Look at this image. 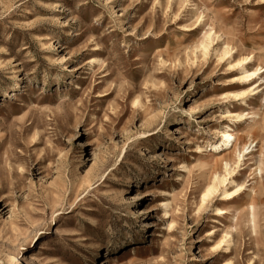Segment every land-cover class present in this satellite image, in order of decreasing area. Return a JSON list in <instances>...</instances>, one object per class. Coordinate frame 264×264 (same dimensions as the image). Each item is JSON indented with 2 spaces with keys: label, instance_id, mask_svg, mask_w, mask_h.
<instances>
[{
  "label": "rangeland",
  "instance_id": "rangeland-1",
  "mask_svg": "<svg viewBox=\"0 0 264 264\" xmlns=\"http://www.w3.org/2000/svg\"><path fill=\"white\" fill-rule=\"evenodd\" d=\"M258 1L0 0V264H264V225L253 241L216 215L220 192L199 207L217 131L262 123L264 72L225 102L239 72L223 45L195 56L207 26L191 30L217 14L247 53L264 47ZM259 139L234 170L245 190ZM227 228L237 252L212 251Z\"/></svg>",
  "mask_w": 264,
  "mask_h": 264
},
{
  "label": "bare ground",
  "instance_id": "bare-ground-1",
  "mask_svg": "<svg viewBox=\"0 0 264 264\" xmlns=\"http://www.w3.org/2000/svg\"><path fill=\"white\" fill-rule=\"evenodd\" d=\"M263 2L264 0L258 1L259 4ZM213 18L214 21L206 18L199 22L198 26L191 28V30H195L199 26H207L202 37L196 40L193 54L196 56L197 53H200L202 56H207L210 49H213L217 45H223L221 49L220 46L218 49L215 47L216 52H218V63L228 62V72H239L229 81L231 83L230 87L234 86L237 89L225 93V102L226 100H242L244 97L246 98L248 92L255 91L252 92V94H255L262 86V83H257V79L261 78V74L264 72V69L258 71L260 64L259 69L264 67V47L260 45V40L251 39L249 41L251 50L247 53L244 50L245 41L235 37L232 29L226 26V21H223L225 19L220 20L217 14H213ZM154 54H157V57L162 60V66L167 61L171 62L175 58L174 51L169 53L159 46L155 47ZM162 54H164L165 59L161 58ZM92 61L95 62L96 59ZM254 62H257L256 66L250 68ZM228 113L232 114L231 112ZM242 116L243 114L238 112L233 114L234 119L238 121L244 118ZM257 123L258 121L253 122L254 126L251 128L231 129L226 126L225 128L227 129L217 131L218 142L212 145L211 153H209L208 158L201 164L202 171L200 177L202 178L203 185L200 187L199 200V207H204L206 203L213 200L217 192H220V200H222V204L226 207H217L215 214H225V209L236 212V225H239L241 222L246 224L254 232V236L251 238L253 241L260 236L259 226L264 225V213L259 218L260 204H263L262 201H264V182L261 180V173L264 172L262 167L264 159L261 158L258 161V167L254 168L250 173L252 175V183L248 186V190H245L243 183L237 182L236 174L238 172L234 173V170L240 158L244 156V149L248 148H246V145L253 142L258 143L260 140L259 137L264 140V118H262L260 125H256ZM180 133L179 129L176 128L175 134ZM250 138L252 139L250 140ZM259 150L262 152V147ZM229 186L230 188H228ZM250 191H252V194L249 193ZM162 205L164 214H167V204L164 202ZM234 239L235 234H232L230 229L227 228L217 240L212 242L210 246L211 250L217 251L218 249L221 251L225 249L222 253L227 255L235 253L237 251H233L231 247Z\"/></svg>",
  "mask_w": 264,
  "mask_h": 264
}]
</instances>
